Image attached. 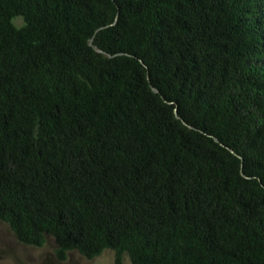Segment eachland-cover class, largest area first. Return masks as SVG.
<instances>
[{"label":"trees","instance_id":"16d2710c","mask_svg":"<svg viewBox=\"0 0 264 264\" xmlns=\"http://www.w3.org/2000/svg\"><path fill=\"white\" fill-rule=\"evenodd\" d=\"M0 221L58 261L264 264V0H0Z\"/></svg>","mask_w":264,"mask_h":264},{"label":"rangeland","instance_id":"374dc122","mask_svg":"<svg viewBox=\"0 0 264 264\" xmlns=\"http://www.w3.org/2000/svg\"><path fill=\"white\" fill-rule=\"evenodd\" d=\"M20 22V19L14 21L16 25ZM54 249L55 243L50 237L39 248L20 244L8 226L0 221V264H114V253L111 250H105L91 260L81 257L77 252H70L64 261H58ZM123 264H130L126 256Z\"/></svg>","mask_w":264,"mask_h":264},{"label":"water","instance_id":"95a60500","mask_svg":"<svg viewBox=\"0 0 264 264\" xmlns=\"http://www.w3.org/2000/svg\"><path fill=\"white\" fill-rule=\"evenodd\" d=\"M98 30H100V28H99ZM88 45L91 46L92 48H94L96 52H98V53H104L103 51L96 49V48L92 45V39H90V40L88 41ZM116 55H120V54H116ZM106 56H107V57H111V55H109V54H106ZM152 91H153L154 93H158V90H157L155 87H152ZM175 114H176V111H175ZM176 116H177V114H176ZM177 117H178V116H177ZM184 124L187 125L185 122H184ZM190 128H192V127H190ZM214 140L217 141L216 138H214ZM230 151H231L232 153H234L233 150L230 149Z\"/></svg>","mask_w":264,"mask_h":264}]
</instances>
